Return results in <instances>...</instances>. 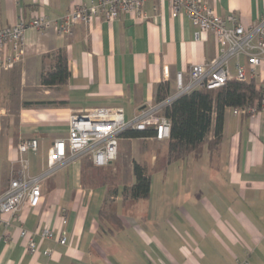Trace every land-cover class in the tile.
<instances>
[{
	"label": "crops",
	"instance_id": "crops-1",
	"mask_svg": "<svg viewBox=\"0 0 264 264\" xmlns=\"http://www.w3.org/2000/svg\"><path fill=\"white\" fill-rule=\"evenodd\" d=\"M96 1L0 0V29L38 14L57 18L76 4ZM196 1L224 17L236 14L244 26L264 14V0ZM143 12L145 19L128 13L115 20L95 17L89 24H76L69 37L28 30L26 53L13 67L6 66L12 44L0 51V196L21 170V157L28 161L29 174L46 170L49 148L68 135L72 112L121 107L132 119L157 102L160 82L170 83L173 96L179 73L188 82L194 65L219 56L214 33L197 39L190 18L174 17L169 0H148ZM61 52L68 58V82L44 85L43 74L55 67ZM234 65L232 60L233 75ZM259 73L264 79V64ZM214 129L215 121L209 139L215 137ZM29 138L38 140V151L22 155L17 146ZM168 142L121 137L114 161L122 160L131 175L119 180L113 194L109 184L82 182L85 158L57 167L41 182L37 207L25 205L21 220L4 214L11 225L8 239L0 226V264H264L262 115L238 116L227 108L218 147H206L199 158L167 163ZM135 161L151 174L149 196L136 200L123 194L125 186L135 183ZM114 170L119 178L118 168ZM158 171L163 177L153 178ZM109 198L123 223L119 230H110L100 219ZM21 227L35 235L40 253L27 249ZM44 227L54 230L52 239L37 234ZM61 234L66 244L59 242ZM45 249L51 254L45 256Z\"/></svg>",
	"mask_w": 264,
	"mask_h": 264
},
{
	"label": "built area",
	"instance_id": "built-area-1",
	"mask_svg": "<svg viewBox=\"0 0 264 264\" xmlns=\"http://www.w3.org/2000/svg\"><path fill=\"white\" fill-rule=\"evenodd\" d=\"M146 1L148 0H98L90 4H76L66 14L57 18L38 14L27 22L21 19L13 26L0 29V51L8 44H12L14 48L6 66L13 67L26 53L25 36L28 30L40 33L53 30L59 36L69 37L73 34L76 24H89L95 17L115 20L122 13L144 17L143 5ZM169 2L174 17L183 14L190 18L196 27L197 39L201 38L203 33H214L220 46L219 56L210 63L194 65L188 82L184 80L182 73H179L177 94L146 106L132 119H126L121 107H100L86 112H72L68 117V135L55 139L49 148L46 170L38 175L29 174L28 161L21 157V170L10 179L7 190L0 196V226L6 229V239L9 238L7 229L11 220L4 218V214L21 220L20 211L25 205L37 207L42 197L41 182L57 167L69 160L80 158H89L96 166L111 164L118 157L119 141L127 130L153 129L155 139H169L171 122L164 114V108L183 93L201 87L216 89L233 78L240 81H257L260 78L257 88L263 92L261 104L255 102L234 107L232 111L238 116L260 114L264 118V79L259 73V68L264 64V14L251 25L244 26L236 14L224 17L206 3L196 0ZM232 60H235L234 75ZM17 147L23 155L30 150L37 152L39 143L36 138L23 139ZM62 212L65 214V209ZM66 222L67 219L63 215V223ZM20 234L26 238V246L31 253H40L33 233L21 227ZM37 234L42 239H52L55 236L50 227L42 228ZM59 242L66 244L67 237L61 234ZM43 254L48 256L51 251L45 249ZM238 264L249 262L238 260Z\"/></svg>",
	"mask_w": 264,
	"mask_h": 264
},
{
	"label": "trees",
	"instance_id": "trees-1",
	"mask_svg": "<svg viewBox=\"0 0 264 264\" xmlns=\"http://www.w3.org/2000/svg\"><path fill=\"white\" fill-rule=\"evenodd\" d=\"M70 78L67 55L61 52L56 60L55 67L44 73L42 83L47 86L64 85ZM170 96V83L160 82L156 86V101L161 102ZM263 100V92L257 88V81L251 79L240 81L230 79L224 85L209 89L195 88L176 97L164 108V114L170 119L171 130L168 142L167 163L185 159L188 156L199 158L206 147L215 150L220 141L224 125V116L227 108L242 107ZM215 121V137L209 139L213 122ZM153 129L127 130L121 137L144 138L152 137ZM111 166H96L91 160L83 164L82 182L85 185L116 184L117 176L112 173ZM135 183L125 186L123 194L133 199L147 198L150 194L151 174L146 167L133 162ZM116 186V185H115ZM117 187V186H116ZM110 190L116 193L117 188ZM100 219L108 222L110 230H119L123 227L122 220L115 208L104 203L100 210Z\"/></svg>",
	"mask_w": 264,
	"mask_h": 264
},
{
	"label": "rangeland",
	"instance_id": "rangeland-1",
	"mask_svg": "<svg viewBox=\"0 0 264 264\" xmlns=\"http://www.w3.org/2000/svg\"><path fill=\"white\" fill-rule=\"evenodd\" d=\"M90 159L89 158H85L84 159V162H87V161H89ZM119 163V164H118ZM125 168V170L121 173V169L122 168ZM114 168L116 169V168H118V177L119 178H117V180H116V184H114V185H112L111 186V188H110V190H114V187H116V188H118V184H119V180H127V179H129L130 178V175H131V173L127 170V167H126V165H125V163H123V161L122 160H118V161H114V164L113 165H111V167L109 168V169H112V173L113 174H116V170H114ZM120 170V171H119ZM153 178H161V177H163V174L161 173V171H158V172H155L153 175ZM172 176H174L173 175V171H172V173L169 175V177H172ZM116 185V186H115ZM154 193L156 194V193H158V186L156 185L155 186V191H154ZM112 194H113V192H112ZM106 203H108V205H111L113 208H115L116 207V204L114 203V200H113V198H109L107 201H106ZM116 209V208H115ZM102 222L104 223V225H106L107 227H109V223L108 222H106L105 220H102Z\"/></svg>",
	"mask_w": 264,
	"mask_h": 264
}]
</instances>
